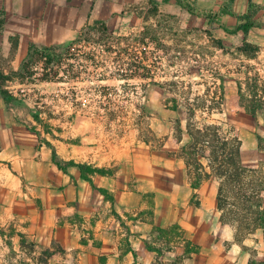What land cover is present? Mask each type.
Masks as SVG:
<instances>
[{"label":"rangeland","instance_id":"rangeland-1","mask_svg":"<svg viewBox=\"0 0 264 264\" xmlns=\"http://www.w3.org/2000/svg\"><path fill=\"white\" fill-rule=\"evenodd\" d=\"M252 1L264 5V0ZM188 2L196 10L219 13L228 0ZM248 5V0L237 1L231 12L243 14ZM59 6L47 10L53 18L43 30L46 42L40 44L57 48V67L44 71L46 81L38 80L40 57L37 75L29 77L20 70L21 64L9 70V58L0 56V85L13 98L4 102L5 108L19 124L36 131L39 142L51 145L56 133L63 132V139L70 137L75 118V127L85 132L81 121L91 120L93 132H86L94 135L91 145L109 149L113 163L123 151L142 154L141 146L147 144L161 163L159 187L166 191L155 203L149 198L141 211L144 219L154 211L157 216L147 247L158 254L173 249L177 255L172 264H181L185 254L180 253V238L159 231H166V226L180 228L176 213L183 209L189 216L192 208L199 207L198 194L188 196L190 187L182 189L178 203L173 193L174 164L184 162L181 150L190 142L187 118L197 126L215 125L227 137L237 138L244 164L264 176V9L254 19L246 37L251 47L246 48L241 33H227L236 24L234 18L208 21L173 0H59ZM163 161L168 165L163 166ZM200 162L201 172H207L206 162ZM80 165L90 180L112 169ZM183 171L195 186L197 171L186 165ZM98 189L107 212L113 198ZM110 213L124 229V220L113 206ZM73 214L72 221L79 222L76 211ZM26 226L8 217L0 222V264L42 263L60 252L54 242L49 249H35L21 229Z\"/></svg>","mask_w":264,"mask_h":264},{"label":"crops","instance_id":"crops-1","mask_svg":"<svg viewBox=\"0 0 264 264\" xmlns=\"http://www.w3.org/2000/svg\"><path fill=\"white\" fill-rule=\"evenodd\" d=\"M237 1L243 0H232V4ZM57 7H60L59 0L51 3L49 0H0L3 20L0 56L9 58V70L22 65L31 44L46 42L43 30L53 18L47 10ZM3 71L6 73V69ZM5 107L0 97V222L5 217L25 222L27 226L21 229L31 237L35 249H49L54 242L60 250L42 263L27 260L30 264H172L176 260L173 249L158 254L147 247L157 216L154 211L150 219H144L141 211L149 198L155 203L166 192L159 187L157 168L161 163L154 159L147 144L140 145L143 155L133 150L123 151L116 157L118 162L113 163L109 149L91 145L94 138L91 120L81 121L86 132H91L86 134L75 127L76 118L71 123V138L63 139L62 132L56 133V139L51 141L62 161L112 168L110 173L91 177L94 185L113 198L106 212L103 196L81 179L79 170L76 167H69L65 172L58 169L52 161L51 150L19 124ZM46 140L49 141L48 137ZM166 165L168 161H163V166ZM184 168L181 160L174 164V199L178 203L182 189L188 186L189 197L198 194L199 207L192 208L189 216H185L183 209L176 213L181 233L180 253H184L185 242L193 248L180 259L181 264H264V229L258 228L235 239V228L221 225L219 221L218 182L214 176L205 177L193 188ZM4 199L7 201L2 204ZM112 206L124 220V229L110 213ZM75 211L79 222L72 221L70 216ZM166 227L164 230H168Z\"/></svg>","mask_w":264,"mask_h":264},{"label":"trees","instance_id":"trees-1","mask_svg":"<svg viewBox=\"0 0 264 264\" xmlns=\"http://www.w3.org/2000/svg\"><path fill=\"white\" fill-rule=\"evenodd\" d=\"M176 2L179 6L185 7L190 13L202 16L208 21H216L220 16L225 15L234 18L236 24L227 33H241L243 35L242 45L246 48L251 47L246 42V37L254 26V19L264 9V5H257L252 0H248L247 11L234 16L231 12L232 0H228L219 13L196 10L187 0H176ZM2 25L3 20L0 19V27ZM222 29L225 32L227 31L224 27ZM216 43L219 47H222L220 42ZM55 54H57V48L55 47L31 44L20 70L26 72L29 77H35L37 75L36 65L39 64L38 57H40V61L44 63V66L42 63V73L38 80L46 81L47 74L44 71L50 67H57L58 61L55 59ZM0 97L5 103L13 99L1 85ZM191 121L192 118L188 117L186 134L190 142L181 150L180 156L183 157L186 166H193L197 171V182L193 188L198 187L205 177L214 176L218 182L216 205L220 213L219 221L221 225L235 228V239L239 240L258 228L264 229V176H261V173L259 174L255 167L244 164L241 156V143L237 138L227 137L215 125L197 126ZM32 132L38 137L36 131ZM180 137L179 130L178 140H180ZM44 144L51 150L52 161L58 169L65 172L69 167H76L80 172L81 179L87 181L93 189L102 193L90 179L84 177L82 165L60 160L55 148L46 141H44ZM200 160L206 162L209 173L201 172L203 165ZM103 195L105 197V194ZM159 232L165 235H174L177 238L181 237V233L176 226L170 230H160ZM184 247L185 256L193 250L188 242L184 243Z\"/></svg>","mask_w":264,"mask_h":264}]
</instances>
